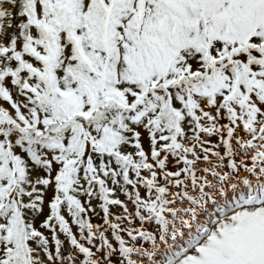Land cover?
Instances as JSON below:
<instances>
[{"label":"snow or ice","instance_id":"snow-or-ice-1","mask_svg":"<svg viewBox=\"0 0 264 264\" xmlns=\"http://www.w3.org/2000/svg\"><path fill=\"white\" fill-rule=\"evenodd\" d=\"M0 264H264V0H0Z\"/></svg>","mask_w":264,"mask_h":264},{"label":"rangeland","instance_id":"rangeland-1","mask_svg":"<svg viewBox=\"0 0 264 264\" xmlns=\"http://www.w3.org/2000/svg\"><path fill=\"white\" fill-rule=\"evenodd\" d=\"M201 166H203V165H201ZM120 199H124V197L123 196H120ZM96 202L95 201H93V204H95ZM132 206H131V204H129V208H131ZM211 207V206H210ZM113 211H115V212H119L120 211V209H113ZM94 222H99L98 220H96V221H94Z\"/></svg>","mask_w":264,"mask_h":264}]
</instances>
